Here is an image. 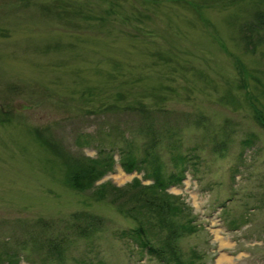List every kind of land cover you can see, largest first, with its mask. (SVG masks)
I'll return each mask as SVG.
<instances>
[{
  "label": "rangeland",
  "instance_id": "obj_1",
  "mask_svg": "<svg viewBox=\"0 0 264 264\" xmlns=\"http://www.w3.org/2000/svg\"><path fill=\"white\" fill-rule=\"evenodd\" d=\"M258 11L264 0H0V243L23 235L18 221L64 226L86 213L103 227L74 238L64 264H161L121 237L135 223L117 205L68 186L62 160L37 138L91 158L101 142L116 163L97 186L149 185V164L130 174L120 162L126 142L141 159L148 136L113 124L144 104L172 112L178 136L157 149L165 173L187 159L168 189L196 226L179 242L184 258L264 264V42L250 52L241 37ZM113 105L126 115L103 113ZM32 248L17 264H43Z\"/></svg>",
  "mask_w": 264,
  "mask_h": 264
},
{
  "label": "trees",
  "instance_id": "obj_2",
  "mask_svg": "<svg viewBox=\"0 0 264 264\" xmlns=\"http://www.w3.org/2000/svg\"><path fill=\"white\" fill-rule=\"evenodd\" d=\"M110 10L114 12L112 8ZM254 18L255 21L249 28V35L246 34L247 29L241 28V37L250 52H255L257 46L264 42V11H258ZM156 55L162 61H168V58L161 53ZM126 110L127 108L113 105L105 108L103 113L112 116L126 115ZM131 110L128 114L134 113L136 115L134 119L128 120V117L125 121L116 119L113 124L123 126L125 137L146 133L148 140L144 144V155L141 159L134 154V144L126 142V150L125 148L121 150L120 162L124 170L130 174L134 171L142 172L149 164L151 172L145 175L146 180L152 181L149 185H144L142 180L135 178L125 188H119L109 182L97 186L96 184L114 169L116 163L113 149L104 146L101 142L97 145L98 156L91 158L82 154H70L63 146L53 142L39 131H37V138L62 160L63 166L66 167L65 180L69 187L81 191L94 189L98 199H109L118 206L122 214L135 223L133 229L122 233V238H129L138 248L154 256L161 264H197L196 258L195 261H187L184 258L179 244L183 237L195 232L193 218L187 207L180 204V199L168 192L169 188L181 184L184 180L187 159L179 156L184 170L179 174L167 175L157 152L163 140L178 136L168 127L170 122L167 118H170L172 112L166 113L161 109L151 110L144 104L133 106ZM162 118H165L167 123L161 120ZM7 120L9 119L2 122ZM135 125L137 127L134 128ZM84 138L86 137L81 136L78 139L79 145L90 144V141H85ZM170 149H177L176 142H172ZM103 223L102 218L86 213L73 215L72 220L64 226L44 219H38L34 223L18 221V226L23 233L20 238L23 240L19 238L11 243H0V264H17L21 260L22 252L28 246L44 256L43 264L48 262L64 264L68 248L75 241L73 239H90L98 229L103 227ZM14 244L15 248L12 247Z\"/></svg>",
  "mask_w": 264,
  "mask_h": 264
},
{
  "label": "bare ground",
  "instance_id": "obj_3",
  "mask_svg": "<svg viewBox=\"0 0 264 264\" xmlns=\"http://www.w3.org/2000/svg\"><path fill=\"white\" fill-rule=\"evenodd\" d=\"M229 262H231V260L227 258L226 256L222 255L218 261V264L229 263Z\"/></svg>",
  "mask_w": 264,
  "mask_h": 264
}]
</instances>
